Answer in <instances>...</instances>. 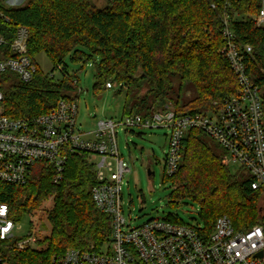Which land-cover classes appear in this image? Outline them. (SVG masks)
Wrapping results in <instances>:
<instances>
[{"label": "trees", "instance_id": "1", "mask_svg": "<svg viewBox=\"0 0 264 264\" xmlns=\"http://www.w3.org/2000/svg\"><path fill=\"white\" fill-rule=\"evenodd\" d=\"M261 1L106 0L98 7L93 0H28L22 7H2L9 22L0 21V35L10 41L17 26L26 27L28 56L35 61L44 53L52 63L51 73L59 68L62 74L59 79L44 75L36 63L30 81L9 75L10 80L0 82L4 112L13 118L31 117L48 112L61 99L77 102L67 59L82 63V68L93 61V92L100 93L110 81L115 95L124 93L123 115L147 118L166 104L181 115L214 107L238 89L222 52L224 16L235 42L252 47L246 69L259 86L264 109V26L255 23ZM186 86L194 92L188 100L183 97ZM205 137L200 129L189 128L177 170L171 175L163 172L164 180L174 186L171 201L197 203L199 222L209 231L222 215L237 231L264 223V189H252L248 175L239 179L231 173L221 160L222 150L215 151ZM95 184L94 164L86 151L67 154L56 183L50 169L37 163L27 183L1 184L0 202L8 205L10 218L16 222L24 214L43 211L50 231L38 240L37 248L4 250L0 264H48L67 249L106 243L110 218L94 204ZM49 200L52 205L45 208Z\"/></svg>", "mask_w": 264, "mask_h": 264}, {"label": "built area", "instance_id": "2", "mask_svg": "<svg viewBox=\"0 0 264 264\" xmlns=\"http://www.w3.org/2000/svg\"><path fill=\"white\" fill-rule=\"evenodd\" d=\"M27 1L11 6L9 0H0V21L9 22L2 7H22ZM223 23L222 52L237 77L238 89L201 112L181 115L173 105L166 104L147 118L130 113L124 114L120 122L100 120L90 133L92 137L86 138L76 127V101L61 99L43 114L13 118L4 112L0 89V185L27 183L37 163L50 169L56 183L62 178L67 154L86 151L96 172L92 199L110 218L106 243L100 247L91 244L87 249H67L54 255L48 264H264V223L237 231L230 219L222 215L214 221L211 231L202 223L177 222L166 217L131 227L123 215L122 179L130 168L119 154L114 129L119 124L169 131L163 164L167 175L178 168L185 132L198 128L221 148L224 164H237L251 178L252 189H264L263 101L259 86L246 69V55L252 52V47L235 42L227 16L223 17ZM255 23L264 26V0ZM27 42L28 31L24 26L16 27L10 41L0 35V82L10 80L9 75L24 82L34 77L37 64L28 56ZM112 86L110 81L105 85ZM14 227L8 205L0 202V262L1 248L6 242L14 240L12 246L16 249L36 243L33 234L15 238Z\"/></svg>", "mask_w": 264, "mask_h": 264}, {"label": "rangeland", "instance_id": "3", "mask_svg": "<svg viewBox=\"0 0 264 264\" xmlns=\"http://www.w3.org/2000/svg\"><path fill=\"white\" fill-rule=\"evenodd\" d=\"M25 1L9 0V4L20 6ZM93 1L98 7L103 6L106 2V0ZM35 61L44 75H52V63L44 53L37 54ZM89 62L82 68V63L66 60L67 72L76 81L78 93L76 127L85 133L86 138L92 137L90 133L97 128L100 120L112 119L114 122H120L123 118L124 104V93L115 95L116 88H106L97 94L93 92L94 64L93 61ZM53 75L58 79L62 77L59 68L54 70ZM174 86L175 89L178 88L177 78H175ZM144 92H146V88L139 91V94L143 95ZM193 95L192 88L186 86L184 99L188 100ZM114 129L119 154L128 162L130 168V171L126 172L122 179V209L129 225L135 227L149 219L168 216L177 217L184 223H201L198 219L199 207L197 203L187 199L171 201L170 194L174 186L163 178V164L168 149L167 134L169 131L166 128L126 127L120 124L116 125ZM205 139L215 151H221V148L210 137L206 135ZM148 168L154 172L153 175H148ZM229 169L239 179L247 176V173L237 164L230 163ZM260 203L263 205L264 199H261ZM45 204V208H48L51 207L52 202L49 200ZM49 231L50 225L46 221L43 211H38L35 215H22L15 222L13 234L17 239L27 237L29 234L35 235L36 243L30 247L37 248L38 240ZM12 243L14 240L8 241L2 246V255L4 250L13 248Z\"/></svg>", "mask_w": 264, "mask_h": 264}, {"label": "water", "instance_id": "4", "mask_svg": "<svg viewBox=\"0 0 264 264\" xmlns=\"http://www.w3.org/2000/svg\"><path fill=\"white\" fill-rule=\"evenodd\" d=\"M147 173H148V175H153L154 174V172L151 171L149 168L147 169ZM259 255H260V253H259Z\"/></svg>", "mask_w": 264, "mask_h": 264}]
</instances>
